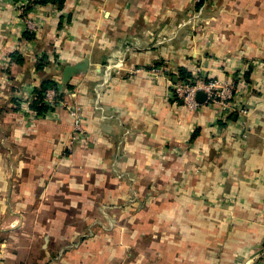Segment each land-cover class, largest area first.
I'll return each instance as SVG.
<instances>
[{"label": "crops", "instance_id": "obj_1", "mask_svg": "<svg viewBox=\"0 0 264 264\" xmlns=\"http://www.w3.org/2000/svg\"><path fill=\"white\" fill-rule=\"evenodd\" d=\"M23 3L0 0V264H41L108 208L89 264H264V0ZM182 67L236 83L249 115L185 107ZM46 78L82 106L72 148L67 108L31 107Z\"/></svg>", "mask_w": 264, "mask_h": 264}, {"label": "built area", "instance_id": "obj_2", "mask_svg": "<svg viewBox=\"0 0 264 264\" xmlns=\"http://www.w3.org/2000/svg\"><path fill=\"white\" fill-rule=\"evenodd\" d=\"M34 0H24L21 11L24 13L27 7ZM26 18V17H25ZM27 27L31 32H36L38 29L37 23L29 18H26ZM160 71L155 70L162 74L163 69L159 68ZM194 79L191 81H178L173 82L169 78L172 85L174 96L178 97L182 104L191 110H196L203 104L210 106H218L223 112V118L229 119L232 115L237 114L242 117L248 116L250 109L248 106L241 105L240 102L235 100L238 86L236 83L222 82L216 77H208V75L202 73L201 68L193 71ZM63 85L59 84L58 88H49L45 92V101L52 108L56 105H65L72 116V132L70 134V141L72 145L82 139V135L85 132L84 126V115L82 113V106L77 102L73 101L68 103L61 94L64 93ZM203 91L206 94L204 102H200L197 99V94Z\"/></svg>", "mask_w": 264, "mask_h": 264}, {"label": "rangeland", "instance_id": "obj_3", "mask_svg": "<svg viewBox=\"0 0 264 264\" xmlns=\"http://www.w3.org/2000/svg\"><path fill=\"white\" fill-rule=\"evenodd\" d=\"M73 101L68 103H72ZM69 143V146L72 148L73 145L70 139ZM105 211L106 213H102L100 211L99 213H96L93 218L91 217V219L93 220L92 224L87 229L80 227V230L76 232L78 235H74V237H72L71 239L68 238L66 242L62 243L60 241H55V244L53 243V245H50V249L53 250L54 253L51 252V250H47V256H45V259L43 262H41V264H89V261L87 259L85 261L83 257H80V254L77 252H80L83 248L88 247V245L90 244L92 245L96 240H100L102 236L107 239L106 235H108L110 238L112 228L111 225L114 221V215L117 222L118 217L120 221L123 216L122 211L119 212L115 208H108ZM135 249L136 248L132 249L131 251L132 258H135L138 255L139 251L141 252V250L136 251ZM128 260L129 258L126 256V258L120 260V263L127 264ZM92 264H94V262H92Z\"/></svg>", "mask_w": 264, "mask_h": 264}, {"label": "trees", "instance_id": "obj_4", "mask_svg": "<svg viewBox=\"0 0 264 264\" xmlns=\"http://www.w3.org/2000/svg\"><path fill=\"white\" fill-rule=\"evenodd\" d=\"M47 1H50V0H34V2H42V3H45ZM58 2L62 3V0H58ZM44 61L45 60H41V62L38 63L39 69L44 68V65L46 64V61L45 62ZM250 74H251V70L246 73V77H248L247 78L248 80H250ZM193 76L194 75H193L192 71L188 70L185 67L180 68V81H191L194 79ZM66 87H67V89H70L71 87H73V85L71 83H68L66 85ZM49 88H58V85L56 84V82L54 80H52L50 78H46L36 88V94L34 95V98L31 100V103H30L31 107L34 108L39 115L47 114V112H49L51 110V107L45 101V92ZM61 96L63 97L62 94H61ZM175 98H176V100L178 99V101L182 103V101L178 97L175 96Z\"/></svg>", "mask_w": 264, "mask_h": 264}, {"label": "water", "instance_id": "obj_5", "mask_svg": "<svg viewBox=\"0 0 264 264\" xmlns=\"http://www.w3.org/2000/svg\"><path fill=\"white\" fill-rule=\"evenodd\" d=\"M88 66V60H84L80 63H77L75 65H67L64 69V74H63V81L64 83H69L71 78L78 74L81 71H85L87 69ZM197 99L200 102H204L206 99V94L203 91H200L197 94Z\"/></svg>", "mask_w": 264, "mask_h": 264}]
</instances>
